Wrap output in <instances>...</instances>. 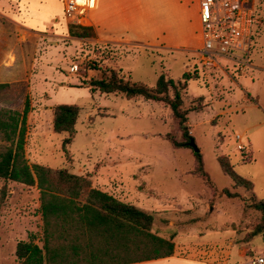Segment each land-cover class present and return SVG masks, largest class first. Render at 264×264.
Wrapping results in <instances>:
<instances>
[{"label":"rangeland","instance_id":"obj_1","mask_svg":"<svg viewBox=\"0 0 264 264\" xmlns=\"http://www.w3.org/2000/svg\"><path fill=\"white\" fill-rule=\"evenodd\" d=\"M2 1L0 6H18L22 11V0ZM254 1L256 68L247 78H231L222 70L193 71L195 66L201 68L194 33L202 26L192 0L187 1L188 8L163 6L151 15L155 30L146 25L144 40L87 43L82 50L79 44L69 49L65 46L69 42L53 35L26 31L19 25L22 21L15 22L16 16L0 15V83H8L0 87V111L22 112L30 97L25 145L29 163L87 176L92 187L153 214L151 231L172 238L176 254L211 264H238L264 253V232L252 236L263 221L255 204L264 200V0ZM50 2L64 9V0ZM95 6L92 0L91 9ZM188 38L183 45L166 44ZM112 69L121 78L151 87H156L161 74L174 79L181 95L178 103L188 110L186 125L204 156L207 177L196 172V156L189 144H172L173 138L189 140L169 102L104 93L98 87L92 90L90 79L108 78ZM68 71L86 79L63 91L54 73L63 76ZM185 73L192 75L187 86L180 83L185 82ZM175 92L170 86L171 99ZM58 104L81 107L74 134L54 130ZM236 133L243 135L248 152L237 149ZM67 137L72 142L65 150ZM10 145L0 135V153ZM221 159L252 186L237 185L224 172ZM31 233L43 246L40 190L0 177V264H19L17 244L29 240ZM87 240L94 249L104 247L94 234L82 238Z\"/></svg>","mask_w":264,"mask_h":264},{"label":"trees","instance_id":"obj_2","mask_svg":"<svg viewBox=\"0 0 264 264\" xmlns=\"http://www.w3.org/2000/svg\"><path fill=\"white\" fill-rule=\"evenodd\" d=\"M69 34L87 38L94 37L96 32L92 26L69 23ZM183 79L185 82L180 83L187 86L192 75L185 73ZM90 84L93 91L98 87L104 93H122L128 98L144 96L146 99L169 102L174 118L179 120L183 128V135L189 141L193 137L186 125L188 110H183L177 100L181 95L174 79H166L161 74L156 87H151L121 78L112 69L108 78L93 76ZM6 85L8 83H0V87ZM170 86L176 90L175 99L169 96ZM30 110L31 101L27 96L22 112L13 109L0 111V135L11 142L0 153V177L30 186L36 185L40 190L44 245L36 243L33 234L30 240L19 241L16 255L20 264H129L173 255L176 247L173 239L151 231L153 214L92 187L87 176L72 173L66 168L54 169L29 163L25 145ZM80 111L81 107L76 104L54 106V130L74 134ZM189 141L171 139L175 147L189 144ZM71 142V137L65 138V150ZM193 151L196 156V172L207 177L203 154ZM221 164L224 172L237 185L252 186V181L237 174L223 159ZM255 206L262 211L263 221L252 232L253 237L264 232V200ZM92 234L104 241V247L94 249L88 240L82 242L84 236Z\"/></svg>","mask_w":264,"mask_h":264},{"label":"crops","instance_id":"obj_3","mask_svg":"<svg viewBox=\"0 0 264 264\" xmlns=\"http://www.w3.org/2000/svg\"><path fill=\"white\" fill-rule=\"evenodd\" d=\"M50 1L51 0H22V11L19 10L18 6H16L15 8L0 6V15L6 17L11 15H13L14 17L16 16L17 18H14L15 22L19 24L17 21H22V23L19 25H22L26 31L37 34L39 36H46L47 34L53 35V37L57 39H64L65 41L69 42V45L65 44V46H67L69 49L72 50V48L79 44V48L82 50L85 49L84 46L87 43L95 44L103 42H118L121 41V39L144 40L142 39L141 35L146 33V25H148L152 29L153 23H151V15L160 13V9H163V6L171 8L173 6H177L180 9H183L185 7L188 8V0H96V6L94 7V9H91L92 0H89V5L86 13L87 22L84 23V26H92L96 32V35L94 37L78 38L69 34V18L65 12L66 0H64L63 2V10H60L58 6H52ZM191 3H195V12L197 14V18L199 19V26L201 28L199 0L198 2L196 0H192ZM71 22L76 23L74 21H70V23ZM138 28L142 29L143 31H138ZM48 30H53V33H47ZM195 35V39L197 43H199L201 32L197 31L194 33V36ZM189 39L190 38L178 41V43L176 42L166 44L172 47L176 45L179 46L183 45V43H185ZM162 40L164 41V39ZM73 50L75 51V49ZM55 61L59 60L57 59ZM120 69L122 68L120 67ZM62 74L64 77L57 73H54V78L59 81V84L63 85V87H61V90L63 91L67 90L68 88L78 87L76 86L77 83H79L78 80L86 79L85 76H82V74L76 72L68 71L67 73L62 72ZM247 76L249 77V75H244L242 77L247 78ZM125 79L129 80L127 78ZM56 85L57 83L52 84L53 87ZM246 89L248 91V87H246ZM232 98L233 97H228L227 99H229L230 101ZM226 102L227 101H225V103ZM31 235L32 233L29 235V240L31 239ZM129 264L211 263L207 259H200L193 256H185L174 253L173 255L168 257L156 258Z\"/></svg>","mask_w":264,"mask_h":264},{"label":"built area","instance_id":"obj_4","mask_svg":"<svg viewBox=\"0 0 264 264\" xmlns=\"http://www.w3.org/2000/svg\"><path fill=\"white\" fill-rule=\"evenodd\" d=\"M201 37L196 48L198 66L193 70L224 71L229 77L247 75L256 68L253 62V40L256 21L254 0H199ZM89 0H66L65 12L73 21L87 22ZM196 61V62H197ZM78 69V65H74ZM206 69V70H205ZM192 71V72H193ZM191 73V72H190ZM209 73H205L207 75ZM237 149L248 152L241 133H236ZM238 264H264V253Z\"/></svg>","mask_w":264,"mask_h":264},{"label":"water","instance_id":"obj_5","mask_svg":"<svg viewBox=\"0 0 264 264\" xmlns=\"http://www.w3.org/2000/svg\"><path fill=\"white\" fill-rule=\"evenodd\" d=\"M189 146H191L192 149H194L196 152L200 151L198 145L195 142V139L192 137L189 141Z\"/></svg>","mask_w":264,"mask_h":264}]
</instances>
